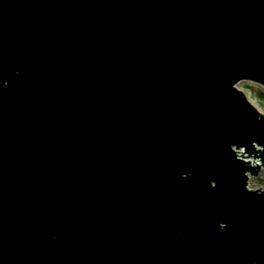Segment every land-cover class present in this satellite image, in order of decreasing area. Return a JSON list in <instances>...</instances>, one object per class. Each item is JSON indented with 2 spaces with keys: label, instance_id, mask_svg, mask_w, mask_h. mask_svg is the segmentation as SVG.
I'll use <instances>...</instances> for the list:
<instances>
[{
  "label": "water",
  "instance_id": "95a60500",
  "mask_svg": "<svg viewBox=\"0 0 264 264\" xmlns=\"http://www.w3.org/2000/svg\"><path fill=\"white\" fill-rule=\"evenodd\" d=\"M264 0H0V264H264Z\"/></svg>",
  "mask_w": 264,
  "mask_h": 264
},
{
  "label": "rangeland",
  "instance_id": "374dc122",
  "mask_svg": "<svg viewBox=\"0 0 264 264\" xmlns=\"http://www.w3.org/2000/svg\"><path fill=\"white\" fill-rule=\"evenodd\" d=\"M237 87H244L245 93L248 99H253V105L259 106L261 113H264V100H259L256 98L258 89H264L260 86L254 85L248 82H242L238 84ZM249 188L250 189H264V168L261 170L257 178L249 179Z\"/></svg>",
  "mask_w": 264,
  "mask_h": 264
},
{
  "label": "trees",
  "instance_id": "16d2710c",
  "mask_svg": "<svg viewBox=\"0 0 264 264\" xmlns=\"http://www.w3.org/2000/svg\"><path fill=\"white\" fill-rule=\"evenodd\" d=\"M256 98L259 100H264V91L262 89H260V88L258 89Z\"/></svg>",
  "mask_w": 264,
  "mask_h": 264
}]
</instances>
